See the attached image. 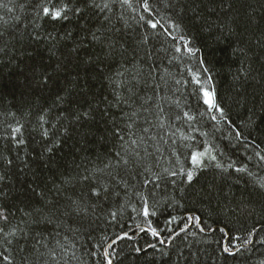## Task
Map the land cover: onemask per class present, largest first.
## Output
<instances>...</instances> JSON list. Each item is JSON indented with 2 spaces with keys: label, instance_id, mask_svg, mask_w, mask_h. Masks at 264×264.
<instances>
[{
  "label": "trees",
  "instance_id": "1",
  "mask_svg": "<svg viewBox=\"0 0 264 264\" xmlns=\"http://www.w3.org/2000/svg\"><path fill=\"white\" fill-rule=\"evenodd\" d=\"M105 2L110 9L101 11L74 0L82 13L53 25L40 18L48 0H0L7 5L0 6V207L8 213L5 231L23 229L11 244L0 234V264L4 256L12 264H264V0H148L150 14L143 0H131V7L95 0ZM94 31L103 43L92 41ZM48 33L57 39L49 41ZM109 42L114 50L106 56ZM185 42L194 55L184 51ZM138 70L145 75L137 85ZM124 79L136 90L132 109L114 96L115 90L128 97L126 87L112 83ZM152 85L179 101V108L163 107L191 137L147 141L153 153L147 163L164 177L160 187H145L150 173L139 169L126 177L127 189L114 186L95 209L63 214L69 197L85 199L78 182L84 169L102 167L120 149L118 128L127 139L124 114L143 103L139 97L155 95ZM201 85L214 92L224 118L206 111ZM184 112L194 117L191 127L175 121ZM144 117L153 114L140 111L137 135L147 139L144 127L163 134ZM205 148L216 160L205 157L191 185L184 177L169 182L164 169H191L190 152ZM70 177L77 179L64 185Z\"/></svg>",
  "mask_w": 264,
  "mask_h": 264
},
{
  "label": "snow or ice",
  "instance_id": "2",
  "mask_svg": "<svg viewBox=\"0 0 264 264\" xmlns=\"http://www.w3.org/2000/svg\"><path fill=\"white\" fill-rule=\"evenodd\" d=\"M73 3L74 0H48V3L42 6L41 8L42 15L40 16V18L50 21L53 25L63 24V22L68 21L70 19V13L80 15L83 11V8L79 6H73ZM75 3L83 4L85 7L100 8L101 11H103L104 9H110V4L108 2H105L102 6L96 4L95 0H75ZM119 3L121 4V6L128 5L129 7H131V0H119ZM0 6L7 7V5ZM141 6L143 7V10L145 12H148L150 14V6L148 0H143V4ZM11 10V8H8L9 12ZM141 20H144L143 16H141ZM147 23L151 28L155 29L157 27L158 22L147 21ZM176 27L179 28V25H176ZM97 31H99V29H97ZM97 31L90 33L91 39L96 43H103V38L101 35H97ZM0 35H2V33H0ZM66 35L70 36L71 33H67ZM33 39L39 40V34L34 36ZM47 39H49V41H55L57 37L52 33H48ZM105 46L109 50L106 53V56H110L111 52L114 50V44L109 42ZM75 50L76 49H73V51ZM184 51H186L189 55H194L195 51L197 50L189 47L188 42H185ZM176 52L180 53L181 48H176ZM201 64H203V61H201ZM206 70L207 69H205V71ZM123 75V72L117 73V76ZM144 75L145 74L143 72L138 70L137 74L133 76L132 79L135 80L136 84L138 85L141 82L140 77ZM147 76L150 77L152 80H155V77L152 76V70H149ZM160 79L163 80V76H161ZM193 79L196 83H200L198 77L194 76ZM112 83L116 85V88H127V92L129 93L127 98H125V96L121 92L115 90L114 96L117 103H125L130 109H132L133 103H135V101H132L131 98L133 96H136V90L135 87L132 85V82L127 79H124L119 81L113 80ZM176 83L179 84L180 81L177 80ZM206 83H211L210 77L208 78V81ZM152 87L155 93L154 96L139 97V99H141L143 103L138 108H135L131 112L124 114L129 120V123H127L125 126L128 129L127 139L125 138V135L121 134V130L119 128L115 132V135L119 138V141L121 142L120 149L117 150L114 156L109 157L106 161H102V167H93L91 169L85 168V174L79 175L78 182L84 185L85 187V191L83 193V196L85 197L84 201L80 199H72L71 197H69L68 199L71 200V205L69 206L70 211H65L63 214H86L90 204L93 209H95L101 199H106L108 197L111 192V189L114 186H124L127 189L129 187V184L126 177L128 175H133L139 169H143V172L139 173L140 175H143L144 173H150V177H146L143 181L145 187H147L149 184L153 185V187L155 188L160 187V181L164 179V177L161 173L153 171L151 166L147 163V157L153 155V153L148 151V147L145 146L147 145V141L151 140L157 142L159 137L160 141H164L165 143H167L165 137L169 134L172 137H175L177 136V133H179V138L183 140H190L191 137L185 136L180 129L176 128L175 122L171 119L170 114L167 113L165 111V108L163 107L165 103H168L169 105L171 103H175L176 106L179 108V101H172L170 97L161 94L159 85H152ZM199 92L202 94L203 104L206 106V111L208 113L219 112L221 118H224L223 109L216 103L214 92L210 91L208 88H205L203 85L200 86ZM150 101H154L151 107H144V105L149 104ZM140 111L153 114V119L144 117V120L149 126L162 130V135H160L159 133L149 135V127H144L142 129L143 133L147 135V139L145 135H137L136 132L133 131L139 119ZM81 115H83L85 119L91 118L89 112H83L81 113ZM201 115H203V113H201ZM210 118L214 121L217 119L215 115H211ZM77 119H79V116H77ZM181 119H184L185 121L189 122V127H191V121L194 119V117L189 112H184L183 117H181L179 113H176L175 121H179ZM19 131V128L14 129V132ZM45 135L47 134L45 133ZM236 135L239 138L241 134L237 132ZM13 138L15 139V137ZM19 143H23V140H20ZM172 143L175 144L176 140L173 139ZM151 146L155 147L156 152L161 151L159 146L155 144ZM49 151H51V149H49ZM141 152H143V155L141 154ZM257 155H259V153ZM205 157H207V159L210 161L216 160V157L211 155L207 148H205L204 151L192 150L189 154V163L192 165V168L184 169L182 166L179 171H169V169H164V172L167 173V179L169 180V182L174 184L177 178L184 177L182 183L191 185L194 180V177L196 176V170L205 167V165L203 164ZM261 159L264 160V157H261ZM215 167L220 168L223 171H227L229 168H233V165L229 164L227 168H223L220 163H216ZM235 171L242 173L246 171V169L235 168ZM104 177H108L109 179H104ZM133 178H135V175H133ZM0 179H2V177H0ZM74 179L77 178H65L63 184H70ZM112 182H115V184H113ZM55 187L59 191L62 185H56ZM260 187L262 190H264V183H261ZM181 191H184V189H181ZM114 194L117 196L119 195L118 192ZM136 194L142 195L139 192H137ZM40 195L41 198H44L43 193H40ZM46 203L51 204L52 201L48 200ZM145 205H147V201H145ZM57 210L59 211V209ZM21 211L23 210L21 209ZM36 211L39 212L41 210L36 209ZM144 214L146 216L148 215L147 206H145L144 208ZM26 215H31V213H26ZM113 215H115V213H113ZM8 223V213L5 209L0 207V234H2L3 236V242L11 244L13 242V239L17 237L18 232H23V229L18 228L16 226H11L7 231H5L3 225H6ZM152 234L156 235V232L153 231ZM37 243H39V241H37ZM5 251H7V249H5ZM224 251L229 252V249L225 248ZM3 259L6 261V264H12V261L9 259L8 256H4ZM108 264H111V260L108 261Z\"/></svg>",
  "mask_w": 264,
  "mask_h": 264
},
{
  "label": "water",
  "instance_id": "3",
  "mask_svg": "<svg viewBox=\"0 0 264 264\" xmlns=\"http://www.w3.org/2000/svg\"><path fill=\"white\" fill-rule=\"evenodd\" d=\"M120 239H122V237L118 238L116 241H119Z\"/></svg>",
  "mask_w": 264,
  "mask_h": 264
}]
</instances>
